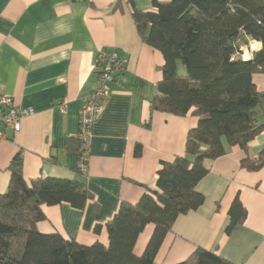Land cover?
Instances as JSON below:
<instances>
[{"label":"crops","instance_id":"1","mask_svg":"<svg viewBox=\"0 0 264 264\" xmlns=\"http://www.w3.org/2000/svg\"><path fill=\"white\" fill-rule=\"evenodd\" d=\"M132 1L140 10L153 7L152 0ZM249 41L255 44L251 51L242 46L245 59L261 48L259 41ZM105 50L126 57L127 63L115 71L109 98L91 128L87 185L94 199L84 210L66 202L43 205L47 218L37 223L43 233L87 245H107L106 224L120 203H136L149 189H157L158 169L163 161L185 154L188 131L198 117L152 109L164 56L140 36L131 0H0V91L17 106L33 110L22 118L18 132L0 124L6 132L0 139V194L9 186V165L18 152L27 181L76 176L74 143L82 102L97 87L96 62ZM254 82L264 90V74H256ZM263 147L264 130L247 151L227 144L223 155L205 160L208 172L196 187L204 202L176 218L157 263L176 264L205 248L234 264H264V165L258 170L241 166ZM237 195L247 217L227 233L229 208ZM154 228L149 223L139 235L137 255Z\"/></svg>","mask_w":264,"mask_h":264},{"label":"trees","instance_id":"2","mask_svg":"<svg viewBox=\"0 0 264 264\" xmlns=\"http://www.w3.org/2000/svg\"><path fill=\"white\" fill-rule=\"evenodd\" d=\"M131 2L140 36L164 56L152 109L198 117L188 131L185 154L162 162L157 189H149L136 203H120L106 224L107 245H87L37 227L47 218L43 205L66 202L84 210L94 199L87 175L77 168L74 178L40 176L27 181L23 154L18 152L9 165V186L0 194V264H159L156 255L176 218L204 202L196 187L208 172L205 160L223 155L227 144L247 151L264 130V90L254 82L256 74H264V0H152L150 10ZM249 39L259 41L261 48L245 59L240 53ZM74 145L79 158L84 148L78 137ZM136 153H141L140 145ZM263 165L264 147L241 162L248 170ZM228 213L230 233L247 217L238 195ZM149 223L154 231L137 255L134 247ZM95 231H100L99 224ZM176 264L234 263L197 248Z\"/></svg>","mask_w":264,"mask_h":264},{"label":"built area","instance_id":"3","mask_svg":"<svg viewBox=\"0 0 264 264\" xmlns=\"http://www.w3.org/2000/svg\"><path fill=\"white\" fill-rule=\"evenodd\" d=\"M127 58L120 57L114 51H102L96 62L98 71V83L93 92L86 96L82 102L80 114V129L78 138L84 148L83 154L78 158L77 167L87 175L89 142L92 124L97 116L102 112L103 104L109 98V83L114 80V73L117 69L126 66ZM64 104V103H63ZM33 112L31 108H21L15 104L14 98L0 91V124H4L7 129L18 132L21 129L22 118ZM6 136V132L0 130V139Z\"/></svg>","mask_w":264,"mask_h":264},{"label":"rangeland","instance_id":"4","mask_svg":"<svg viewBox=\"0 0 264 264\" xmlns=\"http://www.w3.org/2000/svg\"><path fill=\"white\" fill-rule=\"evenodd\" d=\"M251 43H252V44H251ZM254 44H255V42H253V41H252V42H250V41H249L247 44H245V45H243V46H244V48H246V47H247V48H248V50H249V51H251V48H252V46H253ZM251 45H252V46H251Z\"/></svg>","mask_w":264,"mask_h":264}]
</instances>
